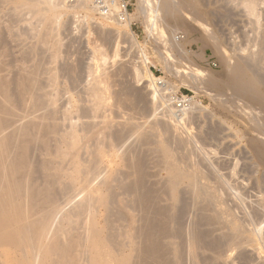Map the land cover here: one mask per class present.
I'll return each mask as SVG.
<instances>
[{"label": "rangeland", "instance_id": "374dc122", "mask_svg": "<svg viewBox=\"0 0 264 264\" xmlns=\"http://www.w3.org/2000/svg\"><path fill=\"white\" fill-rule=\"evenodd\" d=\"M20 1L0 0V76L10 84L13 105L28 106L27 102L21 104L15 83L20 75L38 67V90L42 98L45 97L43 102L56 112L53 117L61 122L59 130L66 132L72 127L86 137L84 141L88 146L99 144L101 147L103 170L93 185L104 178L109 180V188L113 187L107 191L111 193L106 187L102 190L107 200L112 199L110 196L114 200L113 205L109 204L112 210L109 208L108 213L106 207L98 205L95 221L97 227L104 229L103 235L107 230L117 231L119 240L124 242L129 238L123 235L124 231L134 227L140 235L136 239L139 249L143 246L141 239H144L147 222L153 219L158 224L155 235L160 245L156 244L161 246L160 252L163 251L161 264H264V163L252 146L255 141L264 145V107L221 82L237 61L248 62L254 74L264 80L261 41L264 0H256L254 14L247 10L246 0H195L196 11L177 10L175 17L179 24L174 18H164L160 9L161 13L158 10L155 14L154 0H147L149 3L124 0L128 4L130 26L104 18L101 10L95 8V0H88L84 7L78 6L77 0H58L57 15L51 24L46 16L39 14L37 22L34 15L29 14L31 7L21 11L14 9ZM40 5L46 7L44 2ZM130 28L135 39L129 35ZM252 57L258 62L254 63ZM147 73L161 78L168 89L158 91L160 94L153 98ZM211 79H215L212 82L215 84L209 83ZM95 81L105 97L101 106L95 105L96 99L90 95ZM261 87L264 91V84ZM171 95L186 96L188 106L179 111L172 104ZM87 134L95 139L88 138ZM41 148L38 146L39 152L33 157L38 165L46 156ZM174 167L179 168L184 177L172 187ZM196 188L201 191L199 196ZM139 192L145 196L144 192L151 200L143 197L145 204ZM208 193L214 195L209 197ZM85 196L86 190L80 191L70 205L62 204V214L73 209ZM110 212V222L106 219V224L105 216ZM59 218L60 215L55 224ZM231 219L241 226L240 234L234 235L237 240L231 236ZM109 224L111 228L106 226ZM163 230L170 234H163ZM192 233L196 234L194 239ZM232 241L237 244L239 241V246ZM140 254L138 250L133 252L137 261ZM140 257L139 263H142L143 257Z\"/></svg>", "mask_w": 264, "mask_h": 264}, {"label": "bare ground", "instance_id": "6f19581e", "mask_svg": "<svg viewBox=\"0 0 264 264\" xmlns=\"http://www.w3.org/2000/svg\"><path fill=\"white\" fill-rule=\"evenodd\" d=\"M57 1L58 0H21L13 8L18 10V11L19 10L21 11L24 8H30L31 7L29 9V11H31V13H29V14H33L36 19L38 18L39 15L40 16L44 15L43 17L46 16V18H47L46 21L48 20L49 23L51 24V21H53V19L57 15V7L59 6L58 5L59 3ZM119 1L122 2V0H119ZM246 1H247L246 2L247 10L251 14H254L255 8H256L255 7L256 6V0H246ZM43 2L46 4L47 8L46 7H40L41 6L40 4H42ZM149 2L150 1H147L145 3H149ZM154 2L156 5L154 4L155 6H153V5H150V6H151V8L153 6L152 9H154L153 11H155V14L158 13V10L160 9V10H162V13H163L162 15H164V18L165 17L174 18V20L176 21V22L175 21L174 22L176 24L180 23L179 19H177V17H175L176 16L175 14H176L178 9L187 10L186 8H188V10L191 9L192 11L193 10L196 11L195 7H197L195 0H154ZM87 3H88V0H77L78 6L84 7ZM109 7H110V10L108 13H106V14L102 13L103 14L102 16L104 18H108V19L112 18V19H114L113 21L116 20V23H118V24H122L124 22L126 25L128 24L130 26V17H129L130 13L129 12H128L129 14L127 15L125 20H121L119 18L120 6H119L117 0H114V2L112 3V6H109ZM95 8L97 10H100L97 4L95 5ZM180 11H182V10H180ZM187 12H189V11H187ZM60 13L61 12L59 11L58 14H60ZM160 13H161V11H160ZM16 14H18V13H16ZM19 14H21V13H19ZM158 15L159 14H157V16ZM35 18H33V19H35ZM37 22H38V19H37ZM50 24H49V26H50ZM129 26H128V28H129ZM48 29L51 30L50 28H48ZM37 31H38V28H37ZM37 31L35 32L36 34H37ZM35 33H34V35H36ZM127 34H128V32H127ZM129 35L132 39H135L134 33L131 31V28L129 29ZM169 39H170V37H169ZM261 41H262V44L264 45V36H263V38H261ZM175 43H177V42H175ZM166 44H167V42H166ZM54 45H55V43H54ZM170 45L172 46V44H170ZM173 45H175V44H173ZM174 49H175V47H174ZM54 53H56V51ZM263 53H264V51H263ZM263 53L261 54L262 56H263ZM53 56H55V55H53ZM249 56H251V55H249ZM262 59H263V57H262ZM252 61H254V63L258 62V61H255L254 58L252 59ZM1 63L2 62H0V72L2 71ZM236 63L237 64H234L233 66L231 65V67L228 65L230 68L228 67L229 71L227 72V75L224 78L225 81H221L222 85H223V82H225L224 86L226 85V86L231 87L235 93H238V94L243 95L245 97H249V99L256 101L258 104H260V106L264 107V91L262 90V87H261V84L262 85L264 84L263 78H261L262 79L261 80L260 77H258L257 75L254 74V72L251 70L253 68H251V65L248 62L237 61ZM140 75L141 74L137 73V76H139V77L143 76V74L141 76ZM37 76H38V67L35 66L32 68L30 73H24V74L20 75L17 78L16 83H15V85H16L15 87L18 89V96L20 98L19 100H20L21 104L23 103L22 105H24L27 102V104L29 103L30 106L29 105L28 106H21V105L15 106V105H13L14 102L12 103V100H13L12 94L9 91L10 84H8L9 82L6 81L4 76H0V264H138L139 260L141 258L140 257L141 255L143 257V262L141 263V261H140L139 264H157V263L161 264L162 260H161L160 254L163 253V251L160 252L161 246L160 247L157 246L159 244V242H157V239H156L157 237L155 235V230L158 232V229H156L158 226V224L156 223L157 220L154 222L153 219H149L151 217L147 218V219H149V221L147 222L146 228L143 231L144 239H141V241L144 240L143 244H142L143 246L142 247L140 246L141 248H139V249L136 248V242H137L136 239L138 238L137 236L139 235V233L137 234V230L134 227L131 228L129 226L130 227L129 230L124 231V234H123L124 236H126V237L128 236L129 238L132 237L130 239L127 238V240H126V238L123 236V238L126 240L124 242L122 241V239H121V241L119 240V235L116 233L117 231L114 233V232H111L112 230L109 229L110 231L108 232V230H107L105 233L106 235H103L104 229H102V227L101 228L97 227V222L95 221V218H96V216H98V211H99L98 205H102V206L106 207L107 213H108L109 208H110L109 204L113 200V197H111V196H110V199L111 198L112 199L107 200V194L105 195L106 192L104 191L105 192L104 193L102 190L103 187L104 188L106 187L105 189L107 191V189L110 187L111 182H109V180H106V178H104L99 182L97 181L96 185H93V181L99 176V174L103 170V166L100 165L102 162L101 161V158H102L101 147L99 146V144L96 140L95 141L98 144L97 146H96V144L94 147H92L94 144L91 145V147L88 146L89 145L88 142L84 141L85 136L84 135L81 136V134L79 135L77 133V131L72 127L70 130L67 129L68 131L66 130V132L63 131L64 133L61 130H59L60 128H59L58 123L60 122V120H59V122L58 121L56 122L55 119H57L58 117L57 118L55 117V119L53 117V114L55 115L56 112L53 110L54 111V113H53L51 108L49 109V106L46 105L45 101L43 102V98H45V97L42 98V93L40 92V90H38V77ZM52 76H51V78H52ZM149 77H150L149 86L152 88L153 98L156 97L157 95H159L160 94L159 92H161L163 89L164 90L168 89V86H164V84L160 87L157 86V83L161 82L160 81L161 78H156V77L154 78L153 75L148 74V78ZM52 79H53V81L56 80V79L54 80V78H52ZM213 80H215V79H213ZM213 80L211 79L209 83H212ZM97 82L96 81L94 82L95 83V85L93 84L94 87L91 86L92 87L91 91L93 94L90 93V95H93L95 97V99H96L95 105L101 106L104 103L102 101H103V99H105V97H103V94H102L103 90H101L102 88L96 86V85H99V84H96ZM219 82H220V80H219ZM218 83L216 82V84H218ZM213 84H215V83H212L211 85H213ZM219 86H221V85H219ZM230 96H231V94H230ZM237 100H238V98H237ZM46 102L52 103L51 100H49V101L46 100ZM239 102H240V100H239ZM239 102H238V105H239ZM193 104H195V102ZM53 106H50V107H52V109H53ZM99 106H93V107H94V109L95 108L98 109ZM192 107H194V106L192 105ZM259 109H256V110H259ZM20 110H21V112H19ZM253 110L254 109H252V111ZM91 111H93V109ZM249 111H250V109H249ZM262 113H264V112L262 111ZM183 114H185V113H183ZM245 114H248V113L246 112ZM67 115H68V113H67ZM172 117H173V115H172ZM263 118H264V116H263ZM181 119H183V117ZM175 120H177V119H175ZM259 120H258V122H259ZM251 121H250V123H251ZM72 122H74V121H72ZM60 124H61V122H60ZM256 124L258 125V123H255V125ZM89 125H91V124H89ZM217 128H219V127H217ZM89 129H90V127H89ZM174 129H175V127H174ZM90 135L92 136V134H90ZM90 135H88L87 137L89 138ZM93 135H94V133H93ZM91 136H90V139L91 138L93 139L94 137H91ZM95 137H96V135H95ZM255 142H254V145H252V146L255 147L256 155H257V157H259L258 159H260L264 163V145H262V144L258 145ZM38 146H39V148H40V146L42 147L41 150H43V153L46 155L42 159V161L40 162L39 165L34 160L35 158L33 159V157L35 156L34 155L35 152H37V151L39 152ZM160 148H161V146H160ZM167 150H169V149H167ZM40 153H41V151H40ZM164 156H166V155H164ZM37 157H38V155H37ZM139 167L140 166L138 165L137 169H139ZM174 169L176 170L175 167H174ZM174 169H172V170H174ZM38 170L40 171V174L38 173ZM175 170L171 171V172H173V176H172L173 178L171 180V183L169 182L172 187L177 185L180 182V180L184 177V173L182 171L179 172V168L176 171ZM194 174H196V173H194ZM38 175L42 176V178L40 177L41 180L38 177ZM110 175H112V173ZM114 175H116V174H114ZM106 177L108 179V176H106ZM185 177H187V176H185ZM38 178H39V180H38ZM199 178H200V176H199ZM112 181H114V179ZM193 181H194V179H193ZM193 181H191L190 183L193 184L192 183ZM122 182H123V180H122ZM195 182H196V180H195ZM199 185H201V184H199ZM193 186H196V183H194ZM210 186H212V185H210ZM112 187H113V185H112ZM111 188H109V189H111ZM129 188L132 189L131 187H129ZM207 189H208V187H207ZM83 190H86V196L80 202H77V204H75L73 209L71 208L72 210L70 209V211L65 212V213L63 211V214H62V210H63L62 204H64V203L69 204V202H72V200L74 198H76V196L80 193V191L82 192ZM201 190H202V188H201ZM196 191H197V195L199 192L201 193V191L197 190V188H196ZM206 191L208 192V190H206ZM107 192H110V191L108 190ZM131 192H132V190H131ZM143 194L145 196H142V194H141L142 201L144 200V203H145L146 200L143 199V197H146L147 195L144 192H143ZM151 194H152V192H151ZM204 194L207 195V193H204ZM208 194H210V193H208ZM212 195H214V194H210L209 197H211ZM216 196H218V195H216ZM194 198H197V196H195ZM201 198H202V195H201ZM119 199H117V200H119ZM149 199L151 200V198H149ZM108 201H110V202H108ZM207 201L209 202V200H207ZM201 202H203V201H201ZM113 203H111V205H113ZM142 206L144 207L143 204H142ZM146 209H148V208H146ZM159 209L160 208H158L157 210H159ZM119 210H121V208ZM146 211H148V210H146ZM165 211H167V210L165 209ZM171 211H173V209ZM152 213L154 214V211ZM168 213H169V211H168ZM156 214L157 213H155V215ZM258 214H259V212H258ZM59 215L61 216V218H59L60 221L57 224H55L57 222L56 219L59 217ZM110 215H111V212L109 215L105 216L106 224H108V221H109L108 219H110V217H111ZM173 215H174V213H173ZM108 216H110V217H108ZM116 216H118V215H116ZM119 216H120V214H119ZM125 216L127 217V215H125ZM147 216H149V215H147ZM257 216H259V215H257ZM120 217H119V219H120ZM215 217L218 218V214ZM249 217H250V215H249ZM116 218L114 217L115 221L117 220ZM131 218H133V217H131ZM123 219L124 218H122L121 220H123ZM225 219H226V217H225ZM162 220H164V219H162ZM231 220L233 221V219H231ZM232 221H230L231 223L229 222L230 225L232 224L231 230L233 233L231 232V234H232L231 236H233L232 238L236 239L235 238L237 236L236 234L239 233V230H241V229H239L241 226L239 227V225L236 222H234V221L232 222ZM217 222H218V220H217ZM131 223H132V221L130 222V224ZM120 224H122V223H120ZM110 225L111 224L106 225V226H108V228H111ZM143 226H144V224H143ZM222 226H224V225H222ZM115 228L116 227L114 226V229ZM119 228H120V226H119ZM127 228H128V226L126 227V229ZM219 228H221V227H219ZM106 229H107V227H106ZM163 231L165 232L163 234L167 233L166 232L167 230L166 231L163 230ZM172 231H173V229H172ZM175 232H176V230H175ZM219 232H220V230H219ZM167 234H170V233H167ZM171 234H172V232H171ZM190 234H191V232H190ZM192 235H193V233H192ZM195 235L196 234L194 233V235L192 237L193 239H194ZM234 235H235V237H234ZM185 237H186V235H185ZM228 237H230V236H228ZM198 238L199 237H197L196 240ZM232 238L230 237L231 240H232ZM248 241H250V240H248ZM185 242H187V241H185ZM235 242H233V243H235ZM156 243H158V244H156ZM190 243H192V242H190ZM182 244H183V242H182ZM235 244H237V243H235ZM238 244H240L239 241H238ZM238 244L236 246H239ZM175 246H177V245H175ZM137 247H138V245H137ZM202 248H204V247H202ZM137 250L141 253L138 261H137V258H135V255H133V252H137ZM172 250H174V249H172ZM177 250L178 249H176V251ZM179 254H180V252H179ZM182 254H184V253H182ZM162 256H164V255L162 254ZM179 258H181V257L179 256ZM186 258H188V257H186ZM191 258H194V257H191ZM162 259H163V257H162ZM164 259H165V257H164ZM164 259H163V261H164ZM189 259H190V257H189ZM203 259H204V257H203ZM190 260H192V259H190ZM170 264H171V262H170ZM183 264H184V262H183Z\"/></svg>", "mask_w": 264, "mask_h": 264}, {"label": "built area", "instance_id": "2783aa9c", "mask_svg": "<svg viewBox=\"0 0 264 264\" xmlns=\"http://www.w3.org/2000/svg\"><path fill=\"white\" fill-rule=\"evenodd\" d=\"M95 2L97 3L99 9L101 10L102 13L106 14L109 12L110 7L112 6V3L114 2V0H95ZM119 6H120V11H119V18L121 20H125L128 13V4L125 3V1L122 0L119 1L117 0ZM158 84H160V86L163 85V82H158ZM172 104L174 106L177 107V109L180 111L182 110L185 106H188V99L186 96H181L178 97L177 95H171L170 97Z\"/></svg>", "mask_w": 264, "mask_h": 264}]
</instances>
